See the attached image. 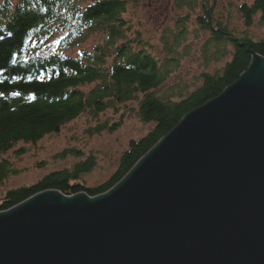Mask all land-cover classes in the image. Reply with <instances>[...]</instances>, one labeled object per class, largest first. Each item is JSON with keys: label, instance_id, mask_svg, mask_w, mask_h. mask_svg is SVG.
Masks as SVG:
<instances>
[{"label": "trees", "instance_id": "trees-1", "mask_svg": "<svg viewBox=\"0 0 264 264\" xmlns=\"http://www.w3.org/2000/svg\"><path fill=\"white\" fill-rule=\"evenodd\" d=\"M186 1L177 0V5ZM205 1L188 2L192 9L201 5L196 23L210 36L202 46L205 66L230 57L215 71L199 74L197 83L175 88L167 84L182 63L179 46L190 47L188 15L162 31L165 56L160 59L153 43L127 18L135 0L0 1V185L20 173L4 154L14 150L20 157L27 153V145L61 133L81 117L97 120L92 132L97 135L115 132L128 117L149 127L129 141L108 179L86 186L82 176L94 169L96 157L71 146L57 156L84 159L28 186L8 189L0 196V212L44 190L67 195L84 191L91 196L107 192L185 115L220 96L255 55L264 57V39L236 34L216 19ZM238 11L247 29L255 25L256 16L264 25V0L245 2ZM93 35L98 37L96 43L78 46ZM56 36V49L48 51ZM209 44L214 52H209ZM75 48L78 51L72 55ZM111 110L123 119L114 124L103 120Z\"/></svg>", "mask_w": 264, "mask_h": 264}, {"label": "water", "instance_id": "water-1", "mask_svg": "<svg viewBox=\"0 0 264 264\" xmlns=\"http://www.w3.org/2000/svg\"><path fill=\"white\" fill-rule=\"evenodd\" d=\"M0 264H264V57L107 193L0 212Z\"/></svg>", "mask_w": 264, "mask_h": 264}, {"label": "rangeland", "instance_id": "rangeland-1", "mask_svg": "<svg viewBox=\"0 0 264 264\" xmlns=\"http://www.w3.org/2000/svg\"><path fill=\"white\" fill-rule=\"evenodd\" d=\"M13 1L16 0H12V2ZM253 1L254 0H208L205 2L206 4L212 6L211 10L216 19L228 24L229 29L233 30L236 34L243 35L247 33L258 39H264V25L258 24L259 18L256 16L255 25L247 29L238 11V5L245 2L252 4ZM188 2L189 0L184 2L181 6H178L177 0H135V3L131 5L127 14V18L133 22L142 33H144L145 38L149 42L153 43L155 46L154 53L160 59H163L165 56V53L162 51V43L160 40L164 28L174 27L177 19L179 20L183 19L187 15L189 16L187 44L190 45V47H186V43L179 46V54L182 58V63L180 62V68L175 71L172 79L167 84V86L171 85L174 88L175 85L183 86L184 84L197 83V77L199 74L205 70L210 72L215 71V69L221 67L225 60H228L230 57L227 56L222 62L220 61L215 64L205 66L202 46L205 44V41L210 40V36L209 33L200 28L199 25L197 26L196 23V18L202 11L201 5H198L199 8L197 6L196 9H192L188 6ZM57 37L58 36L50 39L53 41L51 42L53 45L48 48V51L56 49ZM97 41V35H93L78 46L85 48ZM208 47L210 48V53L214 52L215 48L213 44H209ZM76 49L77 48L73 49L74 51H72V55L78 51ZM105 115L106 116H102V119L109 121L110 124L120 122L123 119L120 117V114L114 112L113 110L107 112ZM123 120V125L119 126L115 132H105L102 135H97L96 133H92L97 127V120H89L87 117H81L64 127L61 133L47 136L36 145H27V153L20 157L14 150L4 154L5 157L10 158L14 162L13 164L20 170V173L9 177L4 182L3 186L0 185V196H3L8 189L28 186L38 181L49 172L64 168H71L76 162L84 159L83 156L81 158L71 155L66 158H59V156H57L64 149L71 146L84 150L86 155L93 154L96 157L97 164L94 169L82 176L86 186H93L108 179L117 165L121 152L127 148L129 141L132 138H139L149 129L147 125H144L136 118L128 117ZM20 146L22 145H18L15 149H18ZM83 193L89 195L87 192L83 191ZM37 194L38 193L35 195ZM62 194L64 196L71 197L78 193L72 195ZM89 196L91 198L95 197L91 195Z\"/></svg>", "mask_w": 264, "mask_h": 264}, {"label": "snow or ice", "instance_id": "snow-or-ice-1", "mask_svg": "<svg viewBox=\"0 0 264 264\" xmlns=\"http://www.w3.org/2000/svg\"><path fill=\"white\" fill-rule=\"evenodd\" d=\"M17 95H19V93H17Z\"/></svg>", "mask_w": 264, "mask_h": 264}]
</instances>
